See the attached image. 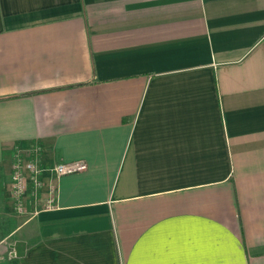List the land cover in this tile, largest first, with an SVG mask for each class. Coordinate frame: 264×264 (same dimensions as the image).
Instances as JSON below:
<instances>
[{
	"label": "crops",
	"instance_id": "obj_1",
	"mask_svg": "<svg viewBox=\"0 0 264 264\" xmlns=\"http://www.w3.org/2000/svg\"><path fill=\"white\" fill-rule=\"evenodd\" d=\"M0 264H264V0H0Z\"/></svg>",
	"mask_w": 264,
	"mask_h": 264
},
{
	"label": "built area",
	"instance_id": "obj_2",
	"mask_svg": "<svg viewBox=\"0 0 264 264\" xmlns=\"http://www.w3.org/2000/svg\"><path fill=\"white\" fill-rule=\"evenodd\" d=\"M84 167L85 165L82 162H72V163L60 162L43 169L39 165V160L35 155L33 156V158L27 161L19 160L15 162L14 169L11 174L13 197L15 198V200H17L18 203L20 202V198L27 187V182L25 180V175L27 173L30 174V180L32 181L34 187L38 188L41 186L40 176L43 170H46L48 173H50L53 176L59 177L74 173L76 171L83 169ZM53 200H54L53 196H51L47 200L46 202L47 208H51L53 206L52 204Z\"/></svg>",
	"mask_w": 264,
	"mask_h": 264
},
{
	"label": "water",
	"instance_id": "obj_3",
	"mask_svg": "<svg viewBox=\"0 0 264 264\" xmlns=\"http://www.w3.org/2000/svg\"><path fill=\"white\" fill-rule=\"evenodd\" d=\"M11 248L14 250L16 256H22L25 249V242L15 241Z\"/></svg>",
	"mask_w": 264,
	"mask_h": 264
}]
</instances>
